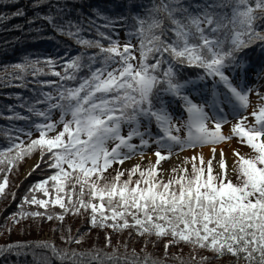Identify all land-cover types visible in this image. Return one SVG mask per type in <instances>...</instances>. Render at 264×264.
<instances>
[{
  "label": "snow or ice",
  "instance_id": "1",
  "mask_svg": "<svg viewBox=\"0 0 264 264\" xmlns=\"http://www.w3.org/2000/svg\"><path fill=\"white\" fill-rule=\"evenodd\" d=\"M43 5L52 11L37 12L29 23L46 21L85 51L66 59L25 56L10 66L11 72L5 70L7 79L0 77L4 86L19 81L14 85L19 88H28L29 75L36 78L31 97L17 94V106H6L9 115L0 111V119L25 125L0 128L9 142L0 149V197L6 195L13 167L38 153L32 171L46 166L54 174L30 186L12 223L28 217L63 222L66 215H86L89 230L110 231L105 232L103 248L16 242L0 245V257H23L24 264H29V256L32 264H53V260L58 264H165L167 259L207 264L229 256L230 264H264V91L253 87V80L264 79V0H151L141 3L135 13L130 3L117 15L105 14L111 9L94 10L103 23L88 18L87 28L81 21L65 18L67 2L35 0L32 6ZM14 15L25 13L18 10ZM118 25L127 29L123 43L112 35ZM93 29L97 38L82 35ZM87 49L97 51L89 54ZM250 49L258 51V64ZM184 68L202 72L182 78ZM41 76L57 79L41 80ZM252 93L258 98L254 106ZM173 105L186 113V119L174 115ZM56 112L58 120L53 119ZM229 116L236 122L225 133ZM33 132L38 133L36 138ZM234 138L249 152L233 149L229 167L222 148L217 159V146ZM153 146L154 164L146 169L134 165L127 170L126 180H121L124 171H117L111 181L105 179L114 164L122 165L135 155L143 158ZM205 146L211 159L186 158L190 172L187 167L174 168L167 182L157 178L161 162L176 150ZM137 174L139 179L133 182ZM25 204L44 211H25ZM57 206L60 212H48ZM126 230H131L129 237L135 233L147 238L139 252L129 250L126 242L112 245L111 233ZM67 231V236L61 235L65 245L83 242L79 230L76 237L70 228ZM162 239H166L165 256L154 258L147 245L155 246ZM180 244L190 246L187 259L179 253L168 255L171 247ZM199 250L213 256H198Z\"/></svg>",
  "mask_w": 264,
  "mask_h": 264
},
{
  "label": "trees",
  "instance_id": "2",
  "mask_svg": "<svg viewBox=\"0 0 264 264\" xmlns=\"http://www.w3.org/2000/svg\"><path fill=\"white\" fill-rule=\"evenodd\" d=\"M56 0H53L55 3ZM60 4L63 5L67 2V11L64 14L66 19H71L72 21H81L85 28L88 27L87 19L91 18L96 21L97 24H102L103 21L99 20L94 15V10H107L111 9V12H106L105 14L117 15L121 12H125L128 8V5L131 3V12L135 13L140 11V4L145 5L150 4L151 0H59ZM194 2H199V0H194ZM35 0H0V16L5 17V19L0 20V77H5L7 70L11 72V65L15 63L22 62L25 56H28L32 59L40 57L41 59L53 56V57H65L75 56L81 51H85L84 48L75 44V42L66 37L58 34L53 30L51 26L47 24L46 21L35 20V23H29V21L34 20L36 13L41 15L52 11L47 5H43L39 8H33ZM23 11L25 15L15 16L16 11ZM133 21L129 18V24H132ZM39 29V32L37 31ZM120 32V33H119ZM87 38H97L95 36V30L85 31L82 33ZM114 37L118 35L121 43L128 39L127 29L122 28L119 25L116 28V31L112 33ZM107 43L106 41L104 42ZM133 44H136L137 41L133 40ZM89 54L96 52L97 49H87ZM254 61L259 63L258 51L253 52L251 49L248 50ZM138 56V53H137ZM56 70H60L57 68ZM202 70L196 68H184L181 69L182 78H195L196 74L201 73ZM85 73H81L84 75ZM28 88H19L14 85L20 83L19 81H12V86H4L3 83H0V111L4 112V115L7 116L9 113L6 111L7 105H12L13 107L17 106V101L15 99L17 94L23 95L25 98L32 96V89L36 88L34 80L36 78L31 75L28 76ZM41 80L49 79L55 80L56 77L52 76H41ZM49 89L45 88V91ZM18 111H22L17 108ZM27 115V113H24ZM14 126H25L23 121H9L7 119H0V128H9ZM38 133L33 134V138H36ZM27 141V137H22ZM8 140L3 134H0V149L8 147ZM27 156L24 160L20 161L12 171L8 174V187L6 189V195L0 197V245H7L16 242H28L35 243L37 236L44 229L52 230L57 236V241L54 244L58 247H70L76 248L79 250H85L93 247L94 245L98 248H103L105 244V232H109L108 229H91L89 230L86 215L85 216H74L66 215L63 222L58 220H47L43 217H28L26 219H21L19 223L13 224L11 217L14 213L19 211V205L21 203V198L28 192L30 186L34 185L41 179L46 178L54 174V170L48 169L46 166H42L36 171H32V168L22 175V169L24 163L27 159L33 157ZM116 167L114 164L111 168L107 170L104 174L105 179L111 181L115 176V173L111 172ZM31 173V175H29ZM3 174H0V179H2ZM137 179L139 176L137 174ZM128 177H121V180H126ZM15 194V199L13 195ZM38 198H45L41 193H36ZM25 211H40L43 212L44 209L37 208L34 205H24ZM61 210L59 207H49V213H58ZM71 229V234L73 237L79 234L83 235V242L80 245L71 244L65 245L61 240V235H68V229ZM10 229V231H9ZM129 231L126 230L123 233H111L112 236V245L116 246L122 242H126L128 249L131 250L135 248L137 252L140 251L141 247L144 245L145 239L135 235L129 237ZM155 240V238H152ZM166 239L160 240L158 243L153 246L152 243L147 245L146 251L151 253L154 258L163 259L165 256L164 244ZM182 249V251H180ZM111 251V249H106ZM123 251V248H121ZM37 252H46V250L38 249ZM179 253L185 259L191 255L190 246L180 244L179 246L171 247L168 250V255ZM198 256H207L212 257L211 252L205 250H199ZM29 264H32L31 257L28 258ZM233 259L229 256H225L220 259H211L207 264H230V260ZM0 264H24V258L21 257L19 260L15 255H8L6 258L0 257ZM53 264H58L57 261L53 260ZM165 264H177L175 260L167 259Z\"/></svg>",
  "mask_w": 264,
  "mask_h": 264
},
{
  "label": "rangeland",
  "instance_id": "3",
  "mask_svg": "<svg viewBox=\"0 0 264 264\" xmlns=\"http://www.w3.org/2000/svg\"><path fill=\"white\" fill-rule=\"evenodd\" d=\"M120 33V32H119ZM211 85V81H209V86ZM253 87L255 88H259L261 91H264V79H260L258 81L253 80ZM257 96L252 93L250 94V100L253 102V106L255 105L256 101H257ZM251 110V108H250ZM173 111H174V115L176 116H181L183 115V117L186 119V113L181 112V110L179 108L176 107V105H173ZM53 119L54 120H58L59 119V113L56 112L53 115ZM229 124H226L223 126V131L225 133H228L229 128H230V124L231 123H235V119H233L231 116H229ZM250 121L253 119L251 117H249ZM155 125H153V131H155ZM127 131V129H125V132ZM33 134H35V132H33ZM181 135H183V133H181ZM134 143H138V140H134ZM238 138H234L232 141L230 142H225L222 143L221 145L217 146V159L219 158V150L222 148L226 159L228 161L229 167L232 166L233 162H234V157L232 155V150L233 149H239L236 145L238 144ZM242 153H248L249 149L247 147H245V149L241 150L239 149ZM155 151V146H153L152 149H147L145 150V156L142 158L140 155H135L133 156L131 159L126 160L122 165L121 164H116V167L113 169V173L116 174L117 171H124L125 175L123 176V178L128 177L127 176V170H130L134 165L139 164L141 169H146L149 167L150 164H154L156 157L152 154ZM164 154H166V151H164ZM196 155H203L205 161H207L208 159H211V153L209 151V148L207 146L203 147V148H196V149H186L184 151H179L176 150L170 159H166L164 161L161 162V164L159 165L158 168V179H161L165 182H167V180L169 178H171L174 173H173V169H180L183 167H187L189 169V172L191 170V164H185L184 161L186 158H190L192 156H196ZM36 158V160H35ZM37 158H38V153L34 154L33 157L27 159L24 163V167L22 169V175L26 174L32 167L33 165L37 162ZM31 160H35L34 162H32L31 166H29V168L25 169L26 163L31 161ZM213 166L214 168L216 167L215 161H213ZM179 171H177V173H175V175H179ZM137 175L133 176V182L135 180H137ZM43 241H47V242H51L54 243L57 241V236L55 234L54 231L52 230H48V229H44L43 231H41L39 233V235L37 236V240L36 242H43Z\"/></svg>",
  "mask_w": 264,
  "mask_h": 264
},
{
  "label": "bare ground",
  "instance_id": "4",
  "mask_svg": "<svg viewBox=\"0 0 264 264\" xmlns=\"http://www.w3.org/2000/svg\"><path fill=\"white\" fill-rule=\"evenodd\" d=\"M236 146L241 150L245 149V147H246V146L241 145L240 143H238ZM35 160H36V158H35ZM35 160H31V161L27 162L25 169L29 168V166H31L32 162H34Z\"/></svg>",
  "mask_w": 264,
  "mask_h": 264
}]
</instances>
